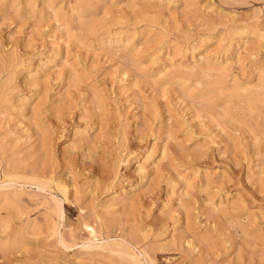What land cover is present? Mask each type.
<instances>
[{
    "label": "rangeland",
    "instance_id": "obj_1",
    "mask_svg": "<svg viewBox=\"0 0 264 264\" xmlns=\"http://www.w3.org/2000/svg\"><path fill=\"white\" fill-rule=\"evenodd\" d=\"M259 32L264 0H0V264H264Z\"/></svg>",
    "mask_w": 264,
    "mask_h": 264
},
{
    "label": "bare ground",
    "instance_id": "obj_2",
    "mask_svg": "<svg viewBox=\"0 0 264 264\" xmlns=\"http://www.w3.org/2000/svg\"><path fill=\"white\" fill-rule=\"evenodd\" d=\"M113 34V33H112ZM259 36H263L264 37V32L262 33V32H259ZM123 38V37H122ZM111 39H112V37H111ZM116 39H118V38H116ZM113 41V40H112ZM116 41V40H115ZM118 41V40H117ZM123 41V40H122ZM126 41H127V38H126ZM126 41H125V44H126ZM109 42H111V41H109ZM113 43V42H112ZM111 43V44H112ZM114 44V43H113ZM128 45V44H127ZM195 48V47H194ZM168 50V49H167ZM205 58V57H204ZM203 58V59H204ZM206 58H208V57H206ZM204 61V60H203ZM207 68V67H206ZM205 68V69H206ZM216 68V67H215ZM205 69L203 68V69H201V71H205ZM222 69V68H221ZM161 70V69H160ZM196 69H189V70H186V71H184V74H190V73H195L194 71H195ZM214 70V69H213ZM203 71V72H204ZM206 71H209V70H206ZM216 72V71H215ZM140 170H141V173H142V177L143 178H146V177H148L147 176V166L146 165H141L140 166V168H139ZM8 176V175H7ZM4 182H6V185H4V186H2V187H0V202H2V201H8L9 200V187H10V185H12L13 183H14V180L12 179V178H7ZM33 183V182H32ZM38 187H41V185L40 184H36ZM60 188L62 189V191L64 192V194L65 195H67L68 194V192H69V190H68V186L66 185V184H61L60 183ZM133 189V188H132ZM20 191H22V192H24L25 191V189L24 188H21L20 189ZM123 191V190H122ZM10 192L13 194V192H12V190H10ZM10 193V194H11ZM15 193V192H14ZM113 194H114V196L109 200V202H107V207H109V208H111V207H114L115 205H116V202H115V200L117 199V197L119 196V194H120V191L119 190H114V192H113ZM68 197V196H67ZM62 206V205H61ZM60 215L61 216H63V211L60 209ZM51 224H53V223H51ZM33 225L35 226L36 224L33 222ZM32 225V226H33ZM31 226V227H32ZM50 228H52L51 226H50ZM87 228H88V230H89V232H90V234L91 235H93L94 236V238H96L97 237V229H96V227L95 226H92V225H88L87 226ZM12 235V234H11ZM10 237V236H9ZM22 237H23V235L22 234H20V233H18V234H13L11 237H10V239L9 240H7V242H6V244H13V245H15V244H20L21 243V241H22ZM100 239H102V238H98L97 237V241H99ZM5 242V241H4ZM60 242L63 244V245H65V239L63 238V237H61L60 238ZM4 246H5V244H4ZM115 246V247H114ZM122 246H126V244H124V243H119V242H113V243H109V242H100V243H98V244H96V245H94V246H88L87 247V249H89V250H87V251H84V254L87 256V257H89V258H91V257H97V256H100V257H111V256H113L116 252H120L119 250V248L120 247H122ZM67 247V246H66ZM92 248H95L94 250H91ZM122 254V253H121ZM143 254V253H142ZM129 255L131 256V258L132 259H135V260H137L138 262H139V264H144V261L142 262V261H139V258H137V256H135L134 254H131V253H129ZM144 257V256H143ZM145 259V258H144ZM130 263V262H129ZM86 264V263H85Z\"/></svg>",
    "mask_w": 264,
    "mask_h": 264
}]
</instances>
